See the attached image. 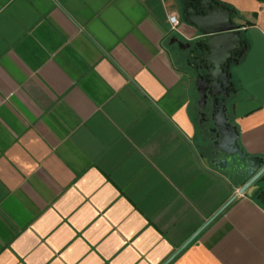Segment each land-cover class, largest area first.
<instances>
[{
    "label": "crops",
    "instance_id": "obj_1",
    "mask_svg": "<svg viewBox=\"0 0 264 264\" xmlns=\"http://www.w3.org/2000/svg\"><path fill=\"white\" fill-rule=\"evenodd\" d=\"M236 10L240 145L264 157V1ZM179 18L176 28L169 20ZM180 0H0V264H264V202L202 151ZM243 180V179H242Z\"/></svg>",
    "mask_w": 264,
    "mask_h": 264
},
{
    "label": "water",
    "instance_id": "obj_2",
    "mask_svg": "<svg viewBox=\"0 0 264 264\" xmlns=\"http://www.w3.org/2000/svg\"><path fill=\"white\" fill-rule=\"evenodd\" d=\"M182 17L195 26L201 37L196 42L200 52L194 57L206 70L194 78V85L200 96L199 107L206 104L208 94L212 96L228 95L235 91L232 62L237 65L248 49V42L243 36L241 24L235 21L237 10L220 0H183ZM264 1V0H261ZM170 43H177L181 49H188L191 42H184L173 36ZM196 52L191 50V56ZM197 53V52H196ZM217 101V98H216ZM217 110L213 117L219 127L220 138L216 146L229 156L246 159L250 177L238 190L244 194L259 179L264 181V157H250L240 145L238 126L233 123L225 103H216ZM225 165H231L223 160ZM255 172L253 175L252 173ZM264 191V190H263ZM237 197L233 195L213 216H211L164 264H168L178 253L189 245L197 235L209 225Z\"/></svg>",
    "mask_w": 264,
    "mask_h": 264
},
{
    "label": "flooded vegetation",
    "instance_id": "obj_3",
    "mask_svg": "<svg viewBox=\"0 0 264 264\" xmlns=\"http://www.w3.org/2000/svg\"><path fill=\"white\" fill-rule=\"evenodd\" d=\"M180 2L183 8L186 2L183 0H180ZM196 42L197 40L191 41V46L188 49H181L179 53V57L181 58V61H183L185 65L193 72L194 78L199 74H203V75L206 74L205 68L194 58L200 52L199 49H196ZM192 49H195L197 53L195 52L191 56L190 54ZM231 65H232V72L234 73L235 64L232 62ZM232 80H233V86L235 87V91H229L228 95L221 94L218 96H212L209 93L206 104L204 105L203 108L199 107L200 96L197 91L198 97L195 106L193 108V114L198 127V141L199 144L201 145L202 151L206 154V156L210 160H212L213 163L225 167L227 171L231 169L234 178H236V176H239L241 177V179H243L242 182L245 180L244 181L245 183L250 178L248 176L249 169H248L247 160L239 158L238 155L229 156L228 154L221 151V149L216 146V141L219 140L220 138L219 127L217 126L216 121L213 117L215 111L217 110L216 103H219V105L225 103L227 105L228 114L232 122H233L232 118L236 114L239 89L236 84L235 77H233ZM223 160H227L231 165H225ZM254 173L255 172H253L252 175ZM254 185L258 186V190L256 192L255 197L260 201L264 202V191H263L264 181L259 179L252 186Z\"/></svg>",
    "mask_w": 264,
    "mask_h": 264
},
{
    "label": "built area",
    "instance_id": "obj_4",
    "mask_svg": "<svg viewBox=\"0 0 264 264\" xmlns=\"http://www.w3.org/2000/svg\"><path fill=\"white\" fill-rule=\"evenodd\" d=\"M169 20L170 22L173 24V27L176 28L179 24V18L177 17V15L172 14L169 16Z\"/></svg>",
    "mask_w": 264,
    "mask_h": 264
},
{
    "label": "rangeland",
    "instance_id": "obj_5",
    "mask_svg": "<svg viewBox=\"0 0 264 264\" xmlns=\"http://www.w3.org/2000/svg\"><path fill=\"white\" fill-rule=\"evenodd\" d=\"M238 65V64H237ZM235 68H236V65H235ZM240 181H242V179H240Z\"/></svg>",
    "mask_w": 264,
    "mask_h": 264
},
{
    "label": "trees",
    "instance_id": "obj_6",
    "mask_svg": "<svg viewBox=\"0 0 264 264\" xmlns=\"http://www.w3.org/2000/svg\"><path fill=\"white\" fill-rule=\"evenodd\" d=\"M231 6V5H230ZM231 7H233V6H231Z\"/></svg>",
    "mask_w": 264,
    "mask_h": 264
}]
</instances>
